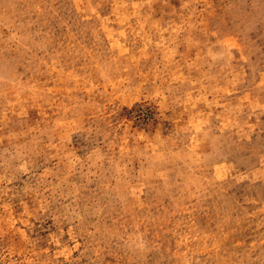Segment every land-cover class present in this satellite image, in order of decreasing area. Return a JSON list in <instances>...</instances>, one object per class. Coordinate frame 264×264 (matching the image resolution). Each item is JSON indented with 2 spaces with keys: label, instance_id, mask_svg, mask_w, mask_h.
Segmentation results:
<instances>
[{
  "label": "rangeland",
  "instance_id": "374dc122",
  "mask_svg": "<svg viewBox=\"0 0 264 264\" xmlns=\"http://www.w3.org/2000/svg\"><path fill=\"white\" fill-rule=\"evenodd\" d=\"M0 264H264V0H0Z\"/></svg>",
  "mask_w": 264,
  "mask_h": 264
}]
</instances>
